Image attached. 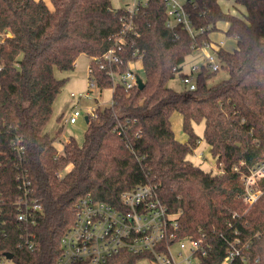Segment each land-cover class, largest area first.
Here are the masks:
<instances>
[{
	"label": "trees",
	"instance_id": "obj_1",
	"mask_svg": "<svg viewBox=\"0 0 264 264\" xmlns=\"http://www.w3.org/2000/svg\"><path fill=\"white\" fill-rule=\"evenodd\" d=\"M50 1L52 7L45 0H0V126L11 133L8 139L22 138L34 194L44 206L31 228L32 249L20 246L16 209L7 207L0 259L10 252L14 264H53L80 196L118 204L122 192L149 184L179 214L177 235L203 240L202 264H221L236 239L242 255L230 264H264V195L251 207L241 197V176L264 155V0H234L245 9L240 14L220 0H193L187 10L195 36L166 25L164 0H147L135 13L111 0ZM220 20L237 39L234 50L218 51L228 77L210 84L212 73L203 66L195 90H175L169 85L174 69L184 65L193 45L210 41ZM118 46L119 62L103 58ZM81 54L91 58L99 89L112 88V103L88 116L83 145L71 137L60 154L57 136L46 132L66 84L56 70H74ZM138 55L145 87L127 89L109 71H126ZM175 112L183 117L184 141L173 129ZM201 121L222 172L189 157L201 140L194 128ZM141 257L125 252L104 264H138Z\"/></svg>",
	"mask_w": 264,
	"mask_h": 264
},
{
	"label": "built area",
	"instance_id": "obj_2",
	"mask_svg": "<svg viewBox=\"0 0 264 264\" xmlns=\"http://www.w3.org/2000/svg\"><path fill=\"white\" fill-rule=\"evenodd\" d=\"M132 1V5L127 7L130 13H135L147 2ZM164 1L168 15L166 25L170 28L181 25L195 36L197 30L187 10V5L193 0ZM222 45V41L217 44L208 41L201 46L193 45V52L203 57V61L194 63L188 72L184 71V65L180 69H174L175 76H182V83L187 90L196 89V77L203 66L209 71L221 68L218 51ZM120 49L121 46L109 49L103 58L110 63L119 62ZM136 61L142 62V55H138L135 61H130L127 70L122 73L109 71L113 80L127 89L138 86L139 75L130 67ZM89 74L90 91L101 92L90 66ZM90 91L80 93L79 97H91ZM72 95L75 96L76 93L73 92ZM101 106L99 103L88 108L86 115L96 117V109ZM84 114L80 107H74L67 121L76 124ZM6 131L0 126V229L4 228L7 207H13L21 227L20 246L26 245L32 249L35 245V234L31 228L37 223L38 217L44 215V206L34 194L33 181L25 164V145L22 138L13 134L8 139L11 133ZM4 134L8 136L6 139L2 137ZM69 141L70 139L58 150L60 154L64 153ZM55 145L57 146L56 143ZM68 169L69 166L59 171L58 176H64ZM241 182V197L251 207L264 195V155L241 176ZM120 200L118 204H111L98 200L91 194L80 196L75 202L74 221L61 238V253L53 264H104L112 256L125 252L140 254L141 259L146 260L148 264H202L207 250L203 240L177 235L176 231L180 226L179 214L172 212L161 200L156 186L137 185L122 192ZM240 242V239H236L231 243L221 264H230L234 258L242 255ZM176 246L180 251L174 250ZM184 254L186 256L178 261L177 257Z\"/></svg>",
	"mask_w": 264,
	"mask_h": 264
},
{
	"label": "rangeland",
	"instance_id": "obj_3",
	"mask_svg": "<svg viewBox=\"0 0 264 264\" xmlns=\"http://www.w3.org/2000/svg\"><path fill=\"white\" fill-rule=\"evenodd\" d=\"M50 4V1L47 0ZM112 5L115 8L124 7L127 8L132 5V0H111ZM144 1V0H141ZM221 4L223 8L232 12V9L235 7L234 0H221ZM236 8V7H235ZM241 8V6H239ZM236 8L237 11L234 14H240L241 10ZM228 22L225 20H220L217 24V28L211 31V36L215 40V42L221 41V39H225L228 42L226 43V48H230L229 46H233L234 42H236V37L233 35L227 34ZM234 48V47H233ZM199 57V54L196 52H192L189 54L187 58V63H192L194 60ZM90 57L87 54H81L77 59V65L74 70L71 71H60L56 70V74L58 77L66 78V84L63 88V91L57 97L54 104V112L53 116L46 127V132L51 137H56L55 143L58 146V150L62 147V145L66 142V139L74 138L78 145H83L84 135L87 130L88 123L85 119L86 117V108L88 104H94L96 102L95 97L99 94V92L89 89V82L91 80V76L89 74V65H90ZM130 66L133 70L137 72L140 77H144V71L142 62L136 61L134 64ZM211 77L209 79V83H217L228 77V73L224 68H220L217 71H213L210 69ZM182 82V76L176 75L173 80L170 81V84L175 89H180L181 91L186 90L185 85ZM91 93V97H79L80 93L89 92ZM72 92L76 93V95H72ZM112 94V88L107 89L104 92L103 101L110 100ZM102 99V96L100 95ZM74 107H80L84 111V116L78 120L77 124H70L67 120L70 115V112ZM104 107V106H103ZM180 117L179 112H175L172 115V125L175 131L176 137L184 141L187 138L186 133L183 131L181 121L177 119ZM195 132L201 137L197 148L194 153H192L189 157L195 163L200 165L205 170H214L220 171L218 164H216V159L213 157L210 146L204 139V122H195L194 124ZM62 129L60 134L57 132ZM175 251H180L178 246L174 248ZM186 256H178L177 260L180 261ZM0 264H13V260H9L7 258L0 259ZM138 264H148L146 260L141 259Z\"/></svg>",
	"mask_w": 264,
	"mask_h": 264
},
{
	"label": "crops",
	"instance_id": "obj_4",
	"mask_svg": "<svg viewBox=\"0 0 264 264\" xmlns=\"http://www.w3.org/2000/svg\"><path fill=\"white\" fill-rule=\"evenodd\" d=\"M46 2H47V4H49L48 3V1L47 0H45ZM50 1V0H49ZM220 3H221V0H220ZM51 7H52V3H51V1H50V4H49ZM235 6V5H234ZM239 6L240 5H238V6H235L236 8H239ZM233 8L232 9V13H235L236 11H237V9L236 8ZM225 9V8H224ZM240 10H241V13H243L244 11H245V9H244V7H242L241 6V8H239ZM226 10V9H225ZM228 28H229V23H228ZM228 30V29H227ZM227 32V31H226ZM210 41L211 42H213L214 44H217V43H220L221 41L223 42V45L221 46V47H223L224 49H227V50H234L235 48H236V46H237V39H236V42H234V45L231 47V46H229L230 48H226V43L228 42L227 40H225V39H221V41H219V42H215V40L213 39V37L211 36V33H210ZM234 47V48H233ZM189 56V55H188ZM188 56H187V58H188ZM187 58H186V61H185V63H184V67H183V69H184V71H186V72H188V71H190V69H191V66L194 64V63H196V62H200V61H203V57H201L200 55H199V57H197V59L196 60H194L192 63H187ZM91 59V58H90ZM76 65H77V63H76ZM76 68V67H75ZM182 83V82H181ZM169 85L171 86V87H173L172 86V84H170L169 83ZM174 88V87H173ZM175 89V88H174ZM107 90V89H106ZM106 90H104V91H101V92H99V94L98 95H96V97H95V99L94 100H96V102L94 103V104H88L87 106V108H86V110H88V108H90V107H94V106H96L97 104H99V103H101L102 104V106L101 107H103V106H107V105H109L110 104V102H111V100H112V94H111V99L108 101V100H106V101H103V96H104V92L106 91ZM175 90H177V91H181L180 89H175ZM113 91V90H112ZM98 92V91H97ZM73 93V92H72ZM100 95L102 96V99L100 98ZM86 117H87V115H86ZM86 117H85V119H86ZM177 119L179 120V121H181V124L183 123V117H182V115L180 114V117H177ZM87 121V120H86ZM78 123V122H77ZM76 123V124H77ZM87 123H88V121H87ZM74 125V124H73ZM69 139H71V138H69ZM69 139H66V141L67 140H69ZM61 146L63 147V145H62V143H61ZM62 147H61V149H62ZM13 264H14V262H13Z\"/></svg>",
	"mask_w": 264,
	"mask_h": 264
},
{
	"label": "water",
	"instance_id": "obj_5",
	"mask_svg": "<svg viewBox=\"0 0 264 264\" xmlns=\"http://www.w3.org/2000/svg\"><path fill=\"white\" fill-rule=\"evenodd\" d=\"M145 87V81L143 80L142 77H138V88L140 89H143ZM86 120L88 121L89 120V117L87 116L86 117ZM4 257L9 259V260H12L14 258V254L13 253H10V252H7L4 254Z\"/></svg>",
	"mask_w": 264,
	"mask_h": 264
}]
</instances>
